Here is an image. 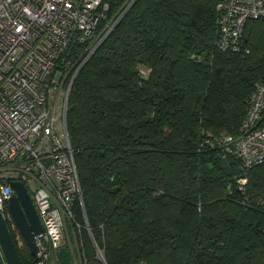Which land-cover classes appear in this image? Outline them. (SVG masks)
Here are the masks:
<instances>
[{
  "label": "trees",
  "instance_id": "16d2710c",
  "mask_svg": "<svg viewBox=\"0 0 264 264\" xmlns=\"http://www.w3.org/2000/svg\"><path fill=\"white\" fill-rule=\"evenodd\" d=\"M105 1L110 18L126 0ZM216 2L133 0L75 75L85 264H264V160L245 167L216 143L239 132L264 78V16L223 50Z\"/></svg>",
  "mask_w": 264,
  "mask_h": 264
},
{
  "label": "built area",
  "instance_id": "2783aa9c",
  "mask_svg": "<svg viewBox=\"0 0 264 264\" xmlns=\"http://www.w3.org/2000/svg\"><path fill=\"white\" fill-rule=\"evenodd\" d=\"M132 1L107 18L105 0H0V208L10 217L11 182H23L43 228L35 234L36 264H52L78 203L86 218L66 125L68 97L79 68ZM216 6L223 50L237 48L248 19L264 16V0ZM216 143L233 148L245 167L264 160V78L239 132Z\"/></svg>",
  "mask_w": 264,
  "mask_h": 264
},
{
  "label": "water",
  "instance_id": "95a60500",
  "mask_svg": "<svg viewBox=\"0 0 264 264\" xmlns=\"http://www.w3.org/2000/svg\"><path fill=\"white\" fill-rule=\"evenodd\" d=\"M13 192L7 200L8 213L19 234L28 247L30 253L36 256L38 245L35 234L43 231L41 219L32 203L30 195L23 182H11ZM0 264H23L18 254L17 247L10 227L0 208Z\"/></svg>",
  "mask_w": 264,
  "mask_h": 264
},
{
  "label": "rangeland",
  "instance_id": "374dc122",
  "mask_svg": "<svg viewBox=\"0 0 264 264\" xmlns=\"http://www.w3.org/2000/svg\"><path fill=\"white\" fill-rule=\"evenodd\" d=\"M83 221L85 222V219H83ZM80 228L78 220L70 221L66 219L60 248L52 258V264H85L83 260L84 256L81 253V247H79L78 237L81 236ZM19 241L22 242V240Z\"/></svg>",
  "mask_w": 264,
  "mask_h": 264
},
{
  "label": "flooded vegetation",
  "instance_id": "af4514ba",
  "mask_svg": "<svg viewBox=\"0 0 264 264\" xmlns=\"http://www.w3.org/2000/svg\"><path fill=\"white\" fill-rule=\"evenodd\" d=\"M10 219H11V217H10ZM12 220V219H11ZM14 224V223H13ZM16 226V225H15ZM12 228H13V230H14V232H17L18 231V228L16 229L15 227H14V225L12 226ZM19 232V231H18Z\"/></svg>",
  "mask_w": 264,
  "mask_h": 264
},
{
  "label": "bare ground",
  "instance_id": "6f19581e",
  "mask_svg": "<svg viewBox=\"0 0 264 264\" xmlns=\"http://www.w3.org/2000/svg\"><path fill=\"white\" fill-rule=\"evenodd\" d=\"M34 257H35L34 259H35V263H36L37 255H36V256H34Z\"/></svg>",
  "mask_w": 264,
  "mask_h": 264
}]
</instances>
